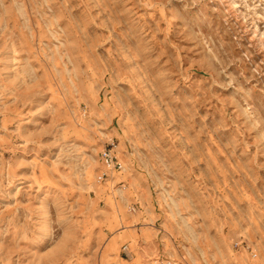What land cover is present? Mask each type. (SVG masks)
<instances>
[{"label": "rangeland", "instance_id": "rangeland-1", "mask_svg": "<svg viewBox=\"0 0 264 264\" xmlns=\"http://www.w3.org/2000/svg\"><path fill=\"white\" fill-rule=\"evenodd\" d=\"M0 264H264V0H0Z\"/></svg>", "mask_w": 264, "mask_h": 264}, {"label": "built area", "instance_id": "built-area-1", "mask_svg": "<svg viewBox=\"0 0 264 264\" xmlns=\"http://www.w3.org/2000/svg\"><path fill=\"white\" fill-rule=\"evenodd\" d=\"M116 152H117V144L114 141L109 142V144H107V146H105V148L102 150L101 160L103 161V164L107 170L102 172L98 176L101 182L108 179L109 171L111 170L123 171L124 170L125 166L123 162L117 156ZM133 210L135 211V208ZM236 246L238 247L240 245L237 244ZM128 248H129L128 245L124 246L125 250H128ZM238 248H241V246Z\"/></svg>", "mask_w": 264, "mask_h": 264}]
</instances>
